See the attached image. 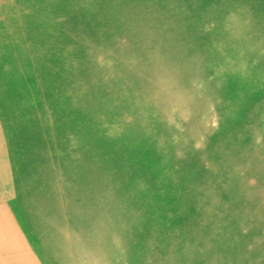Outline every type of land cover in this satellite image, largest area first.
Here are the masks:
<instances>
[{"label": "bare ground", "instance_id": "obj_1", "mask_svg": "<svg viewBox=\"0 0 264 264\" xmlns=\"http://www.w3.org/2000/svg\"><path fill=\"white\" fill-rule=\"evenodd\" d=\"M50 1L53 3L48 4L47 17L52 20L59 8L74 4L72 0ZM110 5L103 3L100 10ZM244 9L242 6L239 12ZM109 18L110 12L106 19ZM29 23L30 18L15 19L8 11L0 19V200L16 218L13 224L19 228L21 238L0 228L5 232V243L0 246L5 254L0 255V264H264V147L255 126L249 124V133L243 127L240 138L213 147L212 154L218 157V166L214 167L216 182H205L202 173L203 176L183 174L180 169L186 163L202 166L205 157L199 154L198 139L191 141L184 127L192 109L182 105L177 110L175 106L178 94L183 97L194 90L192 81L186 82V74L182 76L183 71L174 73L177 81L186 77L182 86L170 89L174 96L168 102L164 98L166 89L144 85L147 74L134 84L135 88L142 83L141 105L129 100L123 106L126 101H119L107 88L85 97L83 111L90 118L79 121L81 118L58 100L61 92L50 96L52 102L45 108L29 94V39L15 36V54L12 44L2 39L4 31L13 27L19 30ZM37 24L35 34L44 41L41 48L50 47L55 34L45 32L43 36ZM70 31L67 28L65 33L69 35ZM158 48V52L151 50V60L162 56L160 45ZM12 54L17 57L13 64ZM180 55L186 54L177 50L166 56L176 59ZM37 56L42 69L49 68L57 58L54 53L48 63H43L41 55ZM210 62L205 57L198 66ZM93 70L97 73L96 67ZM155 74L154 70L150 76ZM57 79L56 75L52 81ZM89 79L87 83L93 86L101 82ZM162 79L163 76L161 87L165 78ZM102 80L105 82L104 77ZM12 88L20 89L18 96L12 95ZM100 98L110 100L109 114L98 107ZM258 103L264 107L263 98ZM111 104H118L116 111ZM97 110L103 114L93 118ZM147 114L150 116L145 117ZM213 119L212 115H203L198 123L202 133L197 135L211 136ZM117 120L123 122L125 133L131 132L125 142L132 139L138 152L149 149L147 156L140 157V164L129 167V153L104 129ZM92 125L96 127L91 131ZM54 131L58 132L56 142L51 137ZM62 137L78 150L77 158L85 161L84 167L76 169L72 162L63 166L56 163L64 157L56 153L55 147ZM140 137L141 142L137 140ZM185 145L196 147L193 157L184 164L181 146ZM101 164L103 174L93 175V168ZM143 165L145 170L138 169ZM106 178L110 181L107 187L103 186ZM215 185L225 189L215 191ZM104 188V194H99V189ZM111 190L120 194L117 205L128 207L124 228H115L105 213ZM224 192L230 195L225 197L221 194ZM186 205L190 207L188 212L183 211ZM163 209L156 219L145 221L149 214ZM244 217L250 220L246 224ZM68 219L69 228L65 224ZM245 228L255 229L246 234ZM114 231L118 236L113 235ZM208 241L211 244L205 243Z\"/></svg>", "mask_w": 264, "mask_h": 264}, {"label": "rangeland", "instance_id": "obj_2", "mask_svg": "<svg viewBox=\"0 0 264 264\" xmlns=\"http://www.w3.org/2000/svg\"><path fill=\"white\" fill-rule=\"evenodd\" d=\"M52 3L50 0H0V19L7 11L15 19L30 18V25L19 30L10 28V31L3 32L2 39L12 44L14 54L15 36L29 39L32 49L28 56L31 67L27 74V90L33 100L44 104V108L52 102L49 100L50 96L61 92L58 100L63 105L66 103L73 115L81 118L79 121H85L90 118L89 113L83 111L85 97L94 95L96 91L99 94L110 88L119 101H126L123 106L129 100L141 105L139 96L143 86L140 82L141 85L134 88V84H137L138 78L149 74L144 85L151 89H166L164 98L168 102L174 96L170 94V89L182 86L183 79L187 76L186 82L192 81L194 90L187 96L179 97L178 94L175 106L177 110L182 105L192 109L184 127L191 141L193 138L198 139L199 154L205 157L202 166L193 165L189 160L193 157L191 153L196 146H181L182 156L185 158L182 163L189 162L180 169L181 173L196 176L203 174L205 182H216L218 175L214 169L218 166V157L212 154L213 147L223 145L222 141L240 138L243 127L248 129L249 124L254 125L255 131L262 136L264 147V129L261 128V124H264V107L258 103L264 99V43L261 41L264 40V0H72L74 4L59 8L53 20L47 17L50 14L47 11L48 4ZM103 3H110V8L100 10ZM242 6L245 9L239 12ZM108 12L110 18L106 19ZM35 14H38L37 18H33ZM64 16L66 18L63 21ZM37 22L42 27L43 36L45 32L55 34L50 47L41 48L44 47V41L35 34ZM67 28L72 29L69 35L65 33ZM253 40L260 42H256V45ZM158 45L162 56L159 60H151L150 52L159 49ZM177 50L184 51L186 55H180L176 59L166 56ZM54 53L57 58L49 68L42 69L36 62L38 54L43 63H48ZM205 57L211 62L206 63V66H198V61L201 64V59ZM13 59L17 57L14 58L12 54V64ZM10 62L11 60L7 62L8 66ZM13 67H19V64ZM95 67L97 73L93 70ZM154 70L156 74L151 77L150 73ZM176 70L183 71L182 76H186L175 80L173 76ZM56 75L59 79L52 81ZM161 76L165 78L163 87ZM99 77H104L105 82ZM89 78L101 82L93 86L87 83ZM12 89V95L18 96L20 89ZM109 105L110 100L98 103V107L108 111L107 114L110 112L107 109ZM111 105L116 111L118 104ZM102 110H97L93 118L101 117ZM203 115H212L214 118L211 136L197 135L202 133L198 123ZM147 116L150 115H145ZM122 123L117 120L103 127L116 142L123 144L122 148L130 155L128 166L131 167L139 163L141 156H147L149 149L144 148L138 152V146L132 139L125 142L126 138H130L131 132L125 133ZM95 127L92 125L91 131ZM247 132H250L249 129ZM51 137L56 142L58 132L54 131ZM64 140L68 142L63 144ZM137 140L141 142L142 138ZM55 147L57 154L66 156L58 159L59 162L54 161L59 166L72 162L74 168L78 169L86 165L85 161L77 158L78 150L71 146L68 139L62 137V141ZM165 165L167 167V161ZM142 168L145 170L146 165L138 169ZM93 169V175L104 172L103 164ZM193 170L197 171L193 173ZM109 183L106 178L103 186L107 187ZM215 187V191L225 189ZM104 191L105 188L99 189V194L103 195ZM221 194L225 197L230 195L229 192ZM119 196V192L111 190L104 210L115 228H124L127 222L123 220L128 214V207L117 205L121 202ZM4 205L0 200V228L20 238L19 228L13 224L16 218ZM189 209L186 205L183 211L188 212ZM164 210L149 214L145 221L156 219ZM135 211L138 215V211ZM248 221L250 220L244 217V223ZM65 224L69 228L70 219ZM87 225L88 223L85 224ZM93 225L94 223L91 224ZM253 229L255 228H245L243 232L250 234ZM4 233L0 230V246L3 244L1 242L5 243ZM113 235L118 236L115 231ZM205 243L211 244V241ZM2 249L0 248V255L5 254Z\"/></svg>", "mask_w": 264, "mask_h": 264}]
</instances>
